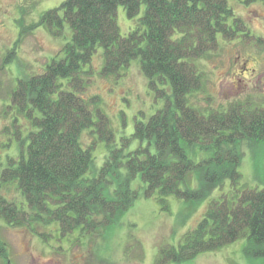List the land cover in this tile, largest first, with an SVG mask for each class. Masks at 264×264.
<instances>
[{
  "label": "trees",
  "instance_id": "16d2710c",
  "mask_svg": "<svg viewBox=\"0 0 264 264\" xmlns=\"http://www.w3.org/2000/svg\"><path fill=\"white\" fill-rule=\"evenodd\" d=\"M232 1L63 0L43 11L30 29L43 25L59 35L67 24L70 40L42 72L17 77L3 100L9 123L0 130L2 151L17 153L0 163V225L27 227L43 243L62 248L65 241L99 237L141 193L156 195L169 211L170 196L198 204L217 191L176 245L158 248L156 263L187 261L239 238L245 254L264 257V185L242 184L238 170L240 142H264V105L246 99L203 110L188 100L203 83L199 62L218 50L219 38L254 37ZM119 5L129 18L139 15L126 35L116 20ZM19 41L3 63L15 56ZM99 47L102 76L121 77L137 58L148 86L163 100L147 120L135 118L122 141L97 106L98 97L81 95ZM87 128L104 143L99 168L94 143L81 144ZM137 176L141 184L134 188ZM9 184L19 200L3 193ZM0 257L10 264L5 254Z\"/></svg>",
  "mask_w": 264,
  "mask_h": 264
},
{
  "label": "rangeland",
  "instance_id": "374dc122",
  "mask_svg": "<svg viewBox=\"0 0 264 264\" xmlns=\"http://www.w3.org/2000/svg\"><path fill=\"white\" fill-rule=\"evenodd\" d=\"M63 0H0V130L8 124L3 117V103L17 77L40 73L61 47L70 40L71 30L67 24L59 35L51 34L43 25L30 29L38 22L41 13L57 6ZM233 7L247 23L253 38H235L230 41L219 38L215 53L199 63L203 70L201 88L189 95V102L199 109L225 107L228 103L249 99L253 104L264 105V0L244 4L232 1ZM139 16V15H138ZM137 17L129 18L119 5L116 20L121 34L131 31ZM20 23L21 26H20ZM23 26V33L20 34ZM20 37L15 47V56L3 63L9 50ZM102 48L93 55L91 73L85 75L86 89L81 93L85 99L97 96V106L107 116L116 140L128 137L133 131L135 118H147L162 105V98L148 86V81L139 69L137 58L132 59L121 77L102 76ZM91 108L94 109L93 105ZM93 117L96 114L93 111ZM97 133L84 129L80 140L84 147L94 143L93 164L99 168L105 158L103 141H96ZM5 136L0 134L1 143ZM134 146V143L132 144ZM241 183L252 188L264 185V142L241 141ZM17 150L2 151L16 155ZM141 184L137 176L132 181L136 188ZM3 193L14 200L20 194L14 184H9ZM217 191L210 198L215 197ZM210 198L196 204L174 196L168 197L169 211L162 209L156 195L142 193L125 210L119 221L102 231L99 237L81 243H43L27 227L0 225V242L10 264H157L158 248L164 244L176 245L181 236L193 228L202 217ZM184 218V221L181 219ZM245 240L239 238L217 250L198 253L194 258L168 264H264V257L247 255ZM0 264L4 259L0 257Z\"/></svg>",
  "mask_w": 264,
  "mask_h": 264
}]
</instances>
